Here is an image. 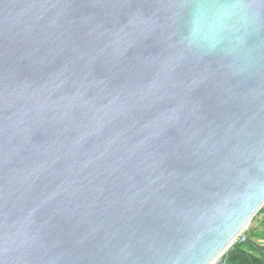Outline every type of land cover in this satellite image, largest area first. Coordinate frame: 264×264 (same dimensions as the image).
<instances>
[{"label":"water","instance_id":"obj_1","mask_svg":"<svg viewBox=\"0 0 264 264\" xmlns=\"http://www.w3.org/2000/svg\"><path fill=\"white\" fill-rule=\"evenodd\" d=\"M263 206L264 0H0V264H226Z\"/></svg>","mask_w":264,"mask_h":264},{"label":"crops","instance_id":"obj_2","mask_svg":"<svg viewBox=\"0 0 264 264\" xmlns=\"http://www.w3.org/2000/svg\"><path fill=\"white\" fill-rule=\"evenodd\" d=\"M247 237L250 243H235L230 248L226 264H264V206L256 214Z\"/></svg>","mask_w":264,"mask_h":264},{"label":"bare ground","instance_id":"obj_3","mask_svg":"<svg viewBox=\"0 0 264 264\" xmlns=\"http://www.w3.org/2000/svg\"><path fill=\"white\" fill-rule=\"evenodd\" d=\"M216 257H217V256H216ZM216 260H217V259H216V258H214L213 260H211V261H210V263H209V264H214V263L216 262Z\"/></svg>","mask_w":264,"mask_h":264},{"label":"rangeland","instance_id":"obj_4","mask_svg":"<svg viewBox=\"0 0 264 264\" xmlns=\"http://www.w3.org/2000/svg\"><path fill=\"white\" fill-rule=\"evenodd\" d=\"M255 216H256V215H255ZM254 218H255V217H254ZM254 218L252 219L251 223L249 224V226H248V228H247V231L249 230V228H250V226H251V224H252Z\"/></svg>","mask_w":264,"mask_h":264},{"label":"trees","instance_id":"obj_5","mask_svg":"<svg viewBox=\"0 0 264 264\" xmlns=\"http://www.w3.org/2000/svg\"><path fill=\"white\" fill-rule=\"evenodd\" d=\"M262 209V208H261ZM261 209L259 210V211H261ZM238 242H236V244H237Z\"/></svg>","mask_w":264,"mask_h":264}]
</instances>
